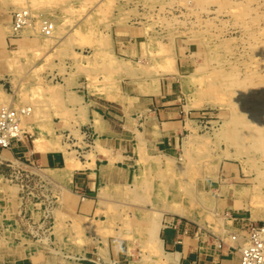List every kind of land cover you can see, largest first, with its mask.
Returning <instances> with one entry per match:
<instances>
[{"label": "rangeland", "instance_id": "rangeland-1", "mask_svg": "<svg viewBox=\"0 0 264 264\" xmlns=\"http://www.w3.org/2000/svg\"><path fill=\"white\" fill-rule=\"evenodd\" d=\"M27 1L30 12L26 0H0L9 21L0 32V108L31 109L21 121L24 139L0 150V264H71L66 253L117 235L139 237L143 252H158L147 242L157 237V221L131 220L113 206L103 223L71 214L77 203L63 186L70 182L66 167L81 168L78 159L95 157L97 141L80 126L77 96L84 94L146 86L151 93L174 81L197 109L198 127L182 156L197 157L189 162L188 182L203 183L201 173L215 172L212 185L225 186L230 174L241 173L240 183L251 187L242 196L264 211V0ZM20 9L36 29L42 20L53 24L55 38L31 28L14 32L11 20ZM33 138L63 152V175L24 158ZM56 138L65 145L49 140ZM205 199L197 194L191 206L200 208ZM222 218L219 209L203 220L217 229Z\"/></svg>", "mask_w": 264, "mask_h": 264}, {"label": "crops", "instance_id": "crops-1", "mask_svg": "<svg viewBox=\"0 0 264 264\" xmlns=\"http://www.w3.org/2000/svg\"><path fill=\"white\" fill-rule=\"evenodd\" d=\"M8 27V18L0 10V32L4 34ZM176 85L166 80L151 93L145 92L146 86V90L137 87L118 94L77 96L83 104L80 126L97 141L92 142L90 151L95 157L78 159L82 167L71 173L70 182L64 185L61 176L58 183L76 197L75 214H71L103 223L110 217L104 211L113 206L118 211L126 209L131 220L142 218L149 224L157 221L160 227L156 238L147 239L152 246L157 244V253L149 249L143 252L139 237L129 241L117 235L97 238V248L66 253L71 264H76L74 259L77 264H151L154 259L168 264L171 255L177 259L176 264H234L237 254L228 250L229 234L242 228L241 219L264 221V211L253 208L249 196H242L251 187L240 183L241 173L230 174L225 186L212 185L215 172L201 173L203 183L188 182L189 162L197 157L182 156L188 138L198 127L194 117L197 109L187 103ZM49 140L64 144L57 138ZM24 156L42 170L61 171L63 175L65 159L60 150L42 154L28 147ZM202 193L206 194L204 205L192 207V200ZM179 207L187 216L172 214ZM201 209L205 211L203 216ZM219 209L224 222L216 229L214 223L203 219L209 213L217 216ZM220 241L226 244L222 249L218 248Z\"/></svg>", "mask_w": 264, "mask_h": 264}, {"label": "built area", "instance_id": "built-area-1", "mask_svg": "<svg viewBox=\"0 0 264 264\" xmlns=\"http://www.w3.org/2000/svg\"><path fill=\"white\" fill-rule=\"evenodd\" d=\"M32 18L28 12L14 13L12 29L18 32L20 28L30 24ZM52 24L48 20L41 21L40 33L50 36ZM30 111L27 108L15 110L12 108H0V150L9 149L14 142H21L25 133L21 129V121L28 117ZM242 228L235 234H229L228 250L236 253L239 264H264V221L251 222L241 219ZM237 244V246H234ZM226 245L220 241L218 248Z\"/></svg>", "mask_w": 264, "mask_h": 264}, {"label": "bare ground", "instance_id": "bare-ground-1", "mask_svg": "<svg viewBox=\"0 0 264 264\" xmlns=\"http://www.w3.org/2000/svg\"><path fill=\"white\" fill-rule=\"evenodd\" d=\"M25 3V2H24ZM26 8L27 9H25V10H29V12H30V9H29V3H28V1L26 0ZM18 7V6H17ZM23 10L24 9H20V10H18L17 11V13H21V12H23ZM16 13V12H15ZM31 15V14H30ZM34 25L35 24H33V22L31 21V24L29 25V26H24V27H22V29L20 28V30H18V32L19 31H23V30H26V29H28V28H31L32 29V31H33V33L34 34H36V35H38L39 36V34L42 36V37H44V38H48V39H50V38H52V39H54L55 37H52V35L51 36H43L41 33H37V29H39V31H40V29H41V23H40V27H39V24H38V26H37V29L34 27ZM6 28V27H5ZM35 28V29H34ZM3 29V28H2ZM54 30V25L52 24V32H54L53 31ZM51 32V33H52ZM247 92V91H246ZM107 100H108V97H107ZM28 110L31 112V109L30 108H28ZM89 121V120H88ZM97 147V146H96ZM53 151L54 149H53V147L51 146H49L48 144H46V143H44V142H42L41 140H39L38 138H33L32 139V152L33 151H36V152H40V153H42V154H44V153H46L47 151ZM78 164H80L81 166H82V164H81V162H79ZM76 169H80V168H76ZM76 169H71V167L68 165L67 167H66V174H67V176L68 177H70V175H71V173L74 171V170H76ZM39 172V171H38ZM41 172V171H40ZM39 172V173H40ZM195 202V201H194ZM172 214H174V215H178V216H181V217H184V216H187V213H185L184 212V210L181 208V207H179V208H174L173 210H172ZM209 214H211V213H209ZM189 217V216H188ZM156 223H158V222H156ZM156 225H154V231L156 230ZM158 230V229H157ZM157 248V247H156ZM176 262H177V259L175 258V257H172V255L171 256H169L168 258H167V263L168 264H176Z\"/></svg>", "mask_w": 264, "mask_h": 264}]
</instances>
